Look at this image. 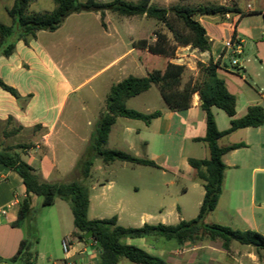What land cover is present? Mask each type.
Instances as JSON below:
<instances>
[{"label": "crops", "instance_id": "0c3cea01", "mask_svg": "<svg viewBox=\"0 0 264 264\" xmlns=\"http://www.w3.org/2000/svg\"><path fill=\"white\" fill-rule=\"evenodd\" d=\"M96 1L108 3L112 0ZM169 1L174 3L171 5L236 6L239 10L237 14H227V17L225 15L198 18L211 43L210 50L199 52L189 46L181 47L179 50L186 53L181 55L180 59L190 61L187 66L191 70L196 69L195 63L197 62L207 63L209 60L214 63L219 62L217 75L224 81L227 91L236 98L234 119L243 117L250 106L259 105L264 110V21L262 17L264 0H252L253 3L248 2L243 10L239 8L238 0ZM14 2L15 0H0V7L6 12V9L11 8ZM41 32L43 31L37 32L36 38L29 45L17 42L15 51L10 57H0V79L13 87L21 97L31 95L26 103H19L0 88V150L10 149L17 152L21 159L36 169L45 181L57 182L72 172L81 152H79L80 148L74 151L75 140L72 137L65 139L58 131H55L64 100V98L59 100L57 84L61 81L65 82V79L52 48L40 41ZM232 36L239 38L243 43V54L239 58V67H232L228 63L231 58L224 49V41ZM105 68L107 66L103 70ZM112 85L114 84L109 85L108 91ZM200 105L201 101L197 94L192 96L191 107L185 111L171 112L164 104L160 110L162 115L149 125L144 124V128L147 129L157 123L158 131H142L141 128L132 131L130 127L135 124L132 122L137 120L117 118L111 127L106 143L109 144L112 141L113 145L121 143L127 146L130 144L129 138L133 132L137 135L144 133L151 136L154 134L163 139L173 127H176L177 131H182L183 141L203 147L194 149L199 155L186 154L181 158L182 169L173 166L170 169L176 179L186 175L191 188L197 190L201 197L198 202L199 208L204 189L199 182L194 180V171L188 165L187 160L188 158L206 159L209 156L206 145L195 141L205 136V113ZM211 111L218 131L227 130L230 127L231 118L216 107H212ZM35 126H41L43 131H32ZM67 132L74 135L81 144L86 142V138L78 136L75 131ZM22 133L26 134L25 142L11 143L9 141ZM142 143L145 147L149 145L146 140ZM240 143L244 144V147L230 151L222 157L226 169L221 195L215 210L206 216L204 223L222 225L233 230H251L264 235V124L257 128L235 130L217 142L219 147ZM59 146L72 151L71 157L66 162L57 153ZM109 149L122 150L121 148ZM112 186L113 182H109L108 188ZM187 192V188L182 189V193ZM25 197L21 177L0 165V264H20L19 261L10 263L8 260L16 254L20 242L25 237L24 225L19 228L11 226L17 218L19 204ZM35 198V196L30 197L31 205L34 200H37ZM54 206L57 209L55 217L51 220L55 231L52 239L57 243L60 240L69 239L70 250L67 254H63L61 260H58L59 256L52 250L39 251L37 257L42 254L52 264H97L99 250H92L90 254L87 250V247L93 245L94 242L83 243L71 237L75 229L69 227V222L65 223V213L72 214L69 203L55 199L53 205L49 207ZM106 208H110V205L105 204ZM111 208V211L103 210L107 216H99V218L91 216L94 207H92L89 196L88 219H105L116 216L117 224L122 227L151 224L148 220L151 217H156L157 223L164 225H176L184 220L180 207H177L175 214L173 212L164 213L160 210L156 216L144 209L140 210L139 224H122L121 217L114 214L115 210L112 206ZM120 242L124 245L138 247L170 264H264V250L235 241L229 243L228 249H224L219 240L208 239L183 245L160 237L123 238ZM38 246L39 243L35 246L36 251ZM124 260L121 259L118 264H127ZM35 264H38L37 258Z\"/></svg>", "mask_w": 264, "mask_h": 264}, {"label": "trees", "instance_id": "16d2710c", "mask_svg": "<svg viewBox=\"0 0 264 264\" xmlns=\"http://www.w3.org/2000/svg\"><path fill=\"white\" fill-rule=\"evenodd\" d=\"M54 8L49 12H29L32 0H15L13 6L6 9L11 18V25L0 23V57L8 58L14 51L17 42L25 45L36 38L39 31L54 32L65 18L72 13L95 12L100 16L101 26L105 28V14L112 12L122 17H146L162 24L171 34L169 38L164 32L156 30L154 41L136 40L132 48L145 52L143 65L148 67L145 77L132 75L112 85L105 101V109L99 115L84 152L78 158L67 182H47L40 173L23 161L17 152L10 149L0 150V165L18 174L25 189L26 197L21 201L17 218L12 227H25V237L20 242L16 254L8 260L10 263L35 264L38 244L34 210L30 197L41 198V205L49 207L55 199L69 203L74 231L71 237L79 242L92 241L99 243L97 264H118L125 259L132 264H170L146 251L120 241L123 238L137 239L160 237L174 241L178 245L196 243L203 239L219 240L224 249L230 242L251 245L264 250V235L251 230H233L217 224H205L206 216L215 210L222 191L225 165L222 157L226 153L244 147V144H233L219 147L220 138L243 128H257L264 124V110L259 105L250 106L246 114L234 119L236 98L230 94L224 81L217 75L219 62L209 60L207 63H197L198 75L183 81L186 71L184 65L171 62L176 50L189 46L199 52L210 50L211 43L205 28L198 18L203 16H225L237 14L239 10L234 5H198L190 6L175 4L167 8L151 5V0H112L108 3L96 0H52ZM264 21V13H262ZM161 66L152 67L153 61L161 62ZM155 86L167 110L171 112L185 111L191 107V99L197 94L201 101V109L205 113V136L195 141L206 145L209 156L206 159L188 158L187 163L194 171V180L204 189V196L197 216L189 221H180L176 225L144 224L139 228L122 227L117 224L116 216L105 219H88L90 191L85 182L90 177L91 167L95 158L104 163L115 161L126 162L138 166L160 168L154 161L131 156L123 151L106 149L108 135L117 118L141 121L149 125L159 118V110L144 114L126 107V101L134 98ZM0 88L9 93L17 102L26 103L31 95L21 97L11 86L0 79ZM212 107L222 110L229 118L230 127L218 131ZM92 232V239L84 235Z\"/></svg>", "mask_w": 264, "mask_h": 264}, {"label": "rangeland", "instance_id": "374dc122", "mask_svg": "<svg viewBox=\"0 0 264 264\" xmlns=\"http://www.w3.org/2000/svg\"><path fill=\"white\" fill-rule=\"evenodd\" d=\"M86 1L79 0L81 3ZM129 1L137 2L138 0ZM237 2L241 10L248 2L253 3L252 0H238ZM171 4L174 3L169 0H151V5L158 7L167 8ZM53 8L52 0H34L29 11L49 12ZM0 23L11 25V18L1 7ZM104 23L105 28L101 26L100 16L95 12L72 13L65 18L57 30L54 32L43 31L40 36L42 44L52 48L65 79V82L61 81L57 84L59 100H63V98L64 100L55 131H58L60 136H64L65 139L72 137L75 140L74 151L80 148L81 154L86 149L99 115L104 111L109 85L115 84L129 75L140 78L146 76L148 67L143 65L145 52L132 49V43L140 39L153 42L156 30L164 32L169 38L171 37L162 24L144 16L122 17L112 12H106ZM184 53L186 52H182L178 48L171 62L186 67L183 75V81H186L188 78H195L198 75L197 63L199 62L195 63L196 69L191 70L187 66L190 61L180 59ZM162 61L164 60L153 61L152 67L161 66ZM228 63L230 62L228 61ZM106 66L107 68L103 70ZM126 107L148 114L156 110L160 111L164 107V102L157 88L152 86L145 93L127 100ZM132 123H135L130 127L132 131H136L137 128H141L142 131L159 130L157 123L147 129L144 128V123L141 121ZM32 131H43V128L35 126ZM67 131H75L78 136L85 137L86 142L81 144L74 135H70ZM181 136L182 131H177L176 127H173L163 139L154 134L151 136L144 133L137 135L133 132L129 138L130 144L127 146L121 143L113 145L112 141L106 144V149L121 148V151L131 156L154 161L160 168L119 161L106 164L100 158H95L90 177L83 182L90 191V200L94 207L91 216L97 218L107 216L103 210L111 211L112 206L115 210L114 214L121 217L122 224L137 225L140 222V210L146 209L151 215L156 216L160 210H163L164 213L173 212L175 214L177 207H180L184 220L194 219L197 216L198 202L201 197L197 190L191 188V183L187 180L186 175L176 179L170 167L182 169L181 158L186 154L189 156L199 155L194 149L203 146L183 141ZM26 140V134L22 133L9 141L21 143ZM143 140L149 142L148 147L143 145ZM71 152L61 146L57 148V153L64 158V162L71 157ZM70 175L71 173L57 182L74 180L70 178ZM109 182H113L111 188H108ZM183 188L188 189L186 194L182 193ZM35 199L37 200H34L32 208L39 243L37 252L52 250L59 256L58 260H61L64 254L62 240L57 243L52 239L55 236V231L51 220L55 217L57 208L56 206L43 207L39 204L41 198L36 197ZM100 201L101 203H99ZM105 204L110 205V208L105 209ZM140 207L145 208L141 209ZM72 219V214L65 213V223L69 222L71 229H73ZM148 220L151 222L150 225L159 224L156 217H151ZM168 222L171 221L168 220ZM37 260L38 264H52L42 254L37 257Z\"/></svg>", "mask_w": 264, "mask_h": 264}, {"label": "built area", "instance_id": "2783aa9c", "mask_svg": "<svg viewBox=\"0 0 264 264\" xmlns=\"http://www.w3.org/2000/svg\"><path fill=\"white\" fill-rule=\"evenodd\" d=\"M226 17H227V14H226ZM224 49L230 55L231 66L232 67H239V58L243 54V43H242V41L239 38L232 36L229 39L224 41ZM62 250H63L64 254H67L69 252V250H70L69 239L62 240ZM91 251H88V253L90 254Z\"/></svg>", "mask_w": 264, "mask_h": 264}, {"label": "water", "instance_id": "95a60500", "mask_svg": "<svg viewBox=\"0 0 264 264\" xmlns=\"http://www.w3.org/2000/svg\"><path fill=\"white\" fill-rule=\"evenodd\" d=\"M29 202H31V200L29 199ZM84 238L89 240V239H92V232H87L85 235H84ZM100 249V245L99 243H95L93 245H89L87 247V250L88 251H91V250H99Z\"/></svg>", "mask_w": 264, "mask_h": 264}]
</instances>
